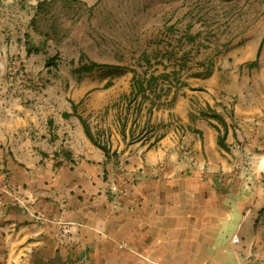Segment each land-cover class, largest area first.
<instances>
[{
  "label": "crops",
  "instance_id": "1",
  "mask_svg": "<svg viewBox=\"0 0 264 264\" xmlns=\"http://www.w3.org/2000/svg\"><path fill=\"white\" fill-rule=\"evenodd\" d=\"M42 1L0 0V264H264V17L200 87L116 104L32 38Z\"/></svg>",
  "mask_w": 264,
  "mask_h": 264
},
{
  "label": "rangeland",
  "instance_id": "2",
  "mask_svg": "<svg viewBox=\"0 0 264 264\" xmlns=\"http://www.w3.org/2000/svg\"><path fill=\"white\" fill-rule=\"evenodd\" d=\"M263 17L264 0H44L29 23L32 38L69 69L111 66L116 104L149 106L150 99L170 104L221 71L222 57Z\"/></svg>",
  "mask_w": 264,
  "mask_h": 264
},
{
  "label": "trees",
  "instance_id": "3",
  "mask_svg": "<svg viewBox=\"0 0 264 264\" xmlns=\"http://www.w3.org/2000/svg\"><path fill=\"white\" fill-rule=\"evenodd\" d=\"M52 59H53V58H52ZM135 73H137V72L135 71ZM164 77H168V75H167V74H164V75H163V78H164ZM153 80L155 81V80H157V78L154 77ZM142 82H143V81H142L141 79H138V84H139V85H142ZM140 91H142V88H140ZM174 99H175V97H173V100H174ZM210 117L215 118V119L218 121L219 124H221L222 126H224L225 128H227V122H226L224 116H222L221 114H219V113H217L216 111H214L213 115H211ZM82 121H83V123H84L85 129H86V132H87L88 136L92 139V141H93L95 144H97L98 146H100L102 149H104V151H105L107 154H109V153H110V150L108 149L107 145L101 143L100 141H98V139H96V138L94 137V135L92 134V132H91V130H90V127H89L88 123H87L85 120H83V119H82ZM214 126L216 127V129H217L218 131H220L218 125H215V124H214ZM225 138H226V133L223 134V135H221V133H220V136H219V142H220V145H222V146L224 145Z\"/></svg>",
  "mask_w": 264,
  "mask_h": 264
},
{
  "label": "built area",
  "instance_id": "4",
  "mask_svg": "<svg viewBox=\"0 0 264 264\" xmlns=\"http://www.w3.org/2000/svg\"><path fill=\"white\" fill-rule=\"evenodd\" d=\"M67 231H68L67 229H63V232H64V233H67Z\"/></svg>",
  "mask_w": 264,
  "mask_h": 264
}]
</instances>
